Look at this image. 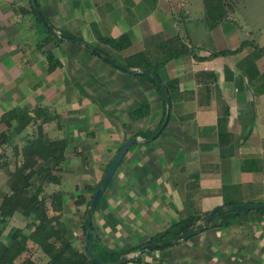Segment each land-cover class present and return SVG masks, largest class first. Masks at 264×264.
Wrapping results in <instances>:
<instances>
[{
    "label": "crops",
    "instance_id": "1",
    "mask_svg": "<svg viewBox=\"0 0 264 264\" xmlns=\"http://www.w3.org/2000/svg\"><path fill=\"white\" fill-rule=\"evenodd\" d=\"M37 2L57 32L129 69H117L69 41L49 43L61 67L51 74L46 68L36 100L60 114L64 130L53 123L49 130L59 134L53 138L71 140L66 158L75 171L67 174L75 182H64L67 221L78 216L73 205L78 195L88 203L93 193L86 186L99 185L131 138L142 143L124 157L93 216L95 234L107 247L144 244L173 224L216 208L264 205V54L257 49L264 46L251 44L249 27L233 15L207 28L202 0ZM30 4L0 0V83L11 82L14 65L29 66L32 73L30 65L44 64L37 55L46 47L38 44L48 34ZM124 36L131 45L122 50L101 41ZM177 37L202 60L184 55L157 71L172 85L171 118L165 132L147 142L144 135L159 130L167 105L149 78L137 72L158 66L167 56L165 45ZM244 42L249 43L237 52ZM221 52L225 55L213 57ZM135 61L144 67L129 68ZM78 221L75 237L69 235L74 242L84 238L83 220ZM232 221L145 255L144 264H264V214L242 213Z\"/></svg>",
    "mask_w": 264,
    "mask_h": 264
},
{
    "label": "trees",
    "instance_id": "2",
    "mask_svg": "<svg viewBox=\"0 0 264 264\" xmlns=\"http://www.w3.org/2000/svg\"><path fill=\"white\" fill-rule=\"evenodd\" d=\"M245 1L202 0L204 7L202 21L207 28L215 29L223 22L233 20V15L238 12L239 6ZM30 8L31 14L43 25L37 16L32 0ZM43 27L46 29L44 25ZM53 41L64 42V40L48 31L47 37L39 42V49L43 50L46 44ZM101 41L111 45L116 50H122L131 45L128 36L119 39L105 38ZM247 43L249 42H244L237 52L242 50V47L247 45ZM182 45V40L179 37L170 40L165 45L167 46L165 50L167 56L163 58L162 62L158 66H146L145 68L157 74L160 68L164 67L173 59L184 55H193L196 60H202V58L195 55V50L185 46L181 47ZM257 49L260 54H264V49ZM43 54L47 56L49 64L47 72L49 74L61 67L60 61L53 52L48 51L43 52ZM219 55H225V52L215 54L213 57H218ZM128 67L137 68L144 67V65L135 61L131 62ZM143 76L148 77L157 91L163 96L160 87L152 77L149 75ZM164 84L172 101L170 89L172 85H170L171 83ZM163 100L166 106L164 97ZM54 109L52 105L40 103L33 108L9 109L0 118V125L5 126V130L0 133V147L3 148L8 144L12 145L15 162L17 163L15 171L8 173L7 190L0 191V264H93L88 260L84 252L86 242V214L97 189L105 177L94 189L86 186V189L92 191L93 196L88 201L84 213V238L80 248L76 242L69 238L71 228H69L64 213V207L68 197L63 193L64 182L62 181V171L64 164L67 162L66 153L71 148V140L70 138H53L50 136L49 127L53 123L57 124L59 130H64V126L60 122V114ZM165 117L166 110L160 127ZM157 131L153 134H145L144 138L147 140L156 134ZM16 138L20 139L19 144L15 143L14 140ZM76 154L81 156L82 153L76 149ZM2 158L3 155L0 154V160ZM51 162L56 163L55 168L46 165ZM110 166L106 169L105 176ZM57 167H61L59 169L60 174L56 172ZM77 191H80V189L77 188ZM86 202L87 199L85 196L80 194L77 197L75 205L80 207L85 205ZM249 212L264 214L262 210L231 212L226 209H221L218 213V219L205 220L204 217L208 214L191 216L173 224L169 229L152 237L144 244L132 247L123 246L119 249H113L102 244L99 237L95 234L91 250L94 257L101 262L117 263L126 261L130 255L136 254L144 245L178 240L205 227H217L219 224H221V227H228L233 223L232 219L242 213ZM20 217L24 221V226H13V221ZM181 243L177 242L173 246L146 252L137 263L127 262L125 264H143V257L145 255L164 251L176 247ZM145 264L149 263L146 262Z\"/></svg>",
    "mask_w": 264,
    "mask_h": 264
},
{
    "label": "rangeland",
    "instance_id": "3",
    "mask_svg": "<svg viewBox=\"0 0 264 264\" xmlns=\"http://www.w3.org/2000/svg\"><path fill=\"white\" fill-rule=\"evenodd\" d=\"M235 19L236 21L239 23V25H244L246 28H250V31L252 32V38L251 41L254 42L255 44L264 46V0H246L242 5L239 6V10L238 12L235 14ZM38 22V20L36 21ZM40 28H42V30H44V32L46 34H48V31L41 25L40 22L37 23ZM250 38V37H248ZM30 39H32V37H30ZM34 39V38H33ZM37 42V41H36ZM46 47V51L48 52V50H50L49 47V43L45 45ZM37 55L38 59V64H39V60H43L42 62L45 64H35L30 65L32 70V73L29 71V66H23V65H14L13 69H11V75H10V83H0V118L2 117V115L4 114V112H7L9 109H13V108H20V107H28V108H33L35 107L37 104V94H36V90L38 89V87L43 83V81L41 79L45 78V76L47 75L46 73V68L49 67L48 64V60H47V56L46 54L39 56ZM44 65V67H43ZM23 70V71H22ZM33 70L35 72H33ZM22 71V72H21ZM38 74V76L36 75ZM49 74V73H48ZM13 75V76H12ZM37 87V88H36ZM51 87V86H50ZM49 87V88H50ZM6 88V89H5ZM34 88H36L34 90ZM8 92H7V91ZM47 92H50L49 89ZM52 94V93H49ZM56 96H54V98H52V100H55ZM55 126V125H54ZM5 130V126L4 125H0V133L3 132ZM50 136H58V132H54V131H50ZM61 136V135H60ZM15 143L19 144L20 143V139L16 138ZM0 154L3 155V158L0 160V191H5L8 188V173L9 172H14L17 166V163L15 162V155L13 152V147L12 145L8 144L5 147H0ZM56 163H49L46 164L49 167H53L55 168ZM61 167H57L56 168V172L59 173V169ZM63 171H62V181L63 182H75L73 181V175L71 177L69 173V171H72L70 173H74L75 168L72 164H70L69 162H66L63 166ZM71 168V169H70ZM69 170V171H67ZM60 174V173H59ZM65 189V188H63ZM1 200V198H0ZM67 202V201H66ZM72 205V204H71ZM74 206H76L75 204H73ZM86 205L84 206H80L78 209V211H76L77 213V217H75V219L73 220V222L71 223L70 221H67V223L69 224V228H71V232L69 235H71L72 237L75 235L71 234L72 233V228L73 226L74 231H76V224L77 222H79L78 220L82 221L84 219V213L86 210ZM77 207V206H76ZM64 213H65V209H64ZM68 214V213H67ZM77 218V220H76ZM14 223H12L13 226L16 227H23L24 226V221L22 220V218H16V220L13 221ZM6 234V233H5ZM80 235L79 232L76 233V235ZM73 237V238H74ZM190 240V239H189ZM122 243V242H120ZM119 243V244H120ZM76 244L81 248L82 246V241L80 242V240H78V242H76ZM80 244V245H79ZM119 244H117V246H119ZM125 244V243H124ZM130 245L128 242H126V246ZM129 247V246H128ZM136 256L135 254H132L129 256L130 257H134ZM145 260V259H144ZM143 260V264L144 261ZM159 264H161L160 262H158Z\"/></svg>",
    "mask_w": 264,
    "mask_h": 264
},
{
    "label": "water",
    "instance_id": "4",
    "mask_svg": "<svg viewBox=\"0 0 264 264\" xmlns=\"http://www.w3.org/2000/svg\"><path fill=\"white\" fill-rule=\"evenodd\" d=\"M32 3L34 5L37 16L39 17V19L41 20L43 25L46 27V29L50 33L58 36L60 39H62L64 41H69V42H72V43H75V44L82 46L83 48L87 49L88 51H90L95 56L101 58L102 60H104L105 62H107L108 64L112 65L113 67H115L117 69H120L124 72H129L128 68L119 65L113 59L99 53L96 49L92 48L91 46L84 43L83 41H81L75 37L57 32L56 29L47 20L44 12L39 7L37 0H32ZM137 74L138 75H149L152 77V79L160 87L161 92L163 94V97L166 101V105H167L166 117H165V120H164L162 126L160 127V129L157 131L156 134H154L152 137H150L146 140L147 142H151V141H154L155 139H157L164 132L165 128L168 126V124L170 122V118H171L172 101H171L169 92H168L165 84L161 81V79L158 77V75L156 73H154L153 71L148 70V69H141L137 72ZM139 143H142V141L139 140L138 138H131L121 147V149L118 151L117 155L115 156L113 162L111 163V166H110L102 184L97 189V191L93 197V200L91 202L90 207L88 208V211L86 214V242L84 245V252H85L88 260L90 262H92L93 264H125L127 262L137 263L141 259L142 255L145 254L146 252L158 250V249H161V248L167 247V246H173L177 242L188 241L189 239H191V238L195 237L196 235L200 234L201 232H203L205 229L209 228V227H205V228L200 229L196 232L188 234V235H186V236H184L178 240H171V241H165V242H160V243H153V244L144 245L137 251V253L135 254L136 256L130 257L126 261H121V262H117V263H105V262L98 261L94 257L92 250H91L93 237L95 235V230H94V226H93V219H92L93 215H94L104 193L106 192L109 185L111 184V182H112V180H113V178L117 172V169L119 168L124 157L128 154V152L130 151V149L133 146H135ZM224 208L228 211H231V212L260 211V210L264 211V205H256V204L232 205V206H228V207H224ZM224 208H221V207L216 208L215 210L210 212L208 215H206L204 217V219L205 220L218 219L219 211L221 209H224Z\"/></svg>",
    "mask_w": 264,
    "mask_h": 264
}]
</instances>
